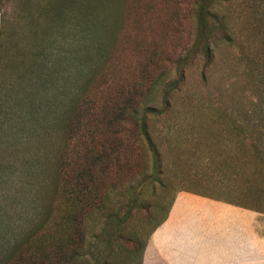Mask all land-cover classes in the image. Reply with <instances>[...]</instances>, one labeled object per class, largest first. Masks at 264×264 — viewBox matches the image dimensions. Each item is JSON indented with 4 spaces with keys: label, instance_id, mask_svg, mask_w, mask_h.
Returning a JSON list of instances; mask_svg holds the SVG:
<instances>
[{
    "label": "rangeland",
    "instance_id": "1",
    "mask_svg": "<svg viewBox=\"0 0 264 264\" xmlns=\"http://www.w3.org/2000/svg\"><path fill=\"white\" fill-rule=\"evenodd\" d=\"M132 91V176L78 193L74 111ZM194 192L264 210V0H0V264H138Z\"/></svg>",
    "mask_w": 264,
    "mask_h": 264
},
{
    "label": "crops",
    "instance_id": "2",
    "mask_svg": "<svg viewBox=\"0 0 264 264\" xmlns=\"http://www.w3.org/2000/svg\"><path fill=\"white\" fill-rule=\"evenodd\" d=\"M202 200L215 212H195ZM139 264H264V210L179 193L148 234Z\"/></svg>",
    "mask_w": 264,
    "mask_h": 264
},
{
    "label": "trees",
    "instance_id": "3",
    "mask_svg": "<svg viewBox=\"0 0 264 264\" xmlns=\"http://www.w3.org/2000/svg\"><path fill=\"white\" fill-rule=\"evenodd\" d=\"M211 38L220 41L227 39V37L218 30L212 32ZM145 98L146 95L144 92L132 91L117 94L112 98L110 104L103 105L99 108L94 105V102L85 99L81 100L78 104L73 113L72 120L73 127L77 128L79 135L82 137V145H80L78 151L69 161L71 164L69 169L70 174L73 179L72 181L78 185V193H81L82 190H86V188L90 186L95 187L98 191L97 196L100 201L105 197L106 189L111 184L108 182L113 172H116V170L121 172L125 169L123 171L125 178H130L132 176L131 171L127 170V166L125 165L128 160L121 157V152L122 150L133 152L138 148V134L143 128V125L139 123L136 113L144 103ZM69 163L65 162V164ZM2 169L6 170V165L3 166ZM128 172L131 175L127 174ZM196 194L215 200L225 201L237 206L250 207L205 194ZM67 198L70 199L71 195L69 194ZM170 204L168 205L170 206ZM82 212H84V210L81 207L78 211V222H81L79 218L84 216ZM161 220H159L153 228L159 224ZM78 239L79 242L83 239L80 232L78 233ZM32 256V254L28 253L26 264H33L31 261Z\"/></svg>",
    "mask_w": 264,
    "mask_h": 264
}]
</instances>
